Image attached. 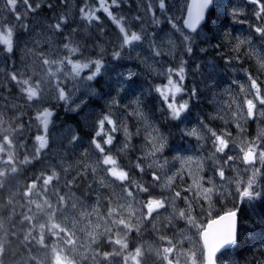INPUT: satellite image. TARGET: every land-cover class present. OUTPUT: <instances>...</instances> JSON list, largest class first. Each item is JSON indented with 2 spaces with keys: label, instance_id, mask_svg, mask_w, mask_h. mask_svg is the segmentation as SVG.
<instances>
[{
  "label": "rangeland",
  "instance_id": "1",
  "mask_svg": "<svg viewBox=\"0 0 264 264\" xmlns=\"http://www.w3.org/2000/svg\"><path fill=\"white\" fill-rule=\"evenodd\" d=\"M189 1L171 0V3L179 8L189 5ZM30 2L33 6L41 4L42 17L51 15L45 7L51 0ZM216 2L220 13L231 17V24L227 20H217L218 14H214L202 35L215 34V39L206 43L198 38V44L204 43L207 52L198 54L194 49L195 59H192L178 51L175 57L162 55L157 58V63L150 58L146 48L139 47L126 48L121 53L124 56L125 52L131 51L132 59L114 62L112 52L121 43L119 26L103 11L96 12L99 22L93 21L89 25L81 21L78 10L84 0H67L62 6L60 0H55L60 6L58 10L69 17L75 28L70 37L71 46L79 45L80 51L70 55L74 62L100 59L105 65L101 77L115 79L116 71H132L136 73L132 79L139 80V86L127 98H122L123 91L120 95L114 92L101 98L99 86L95 81L89 82L96 86V92L81 88L75 97H85L86 111H73L72 104L57 99V79L61 86L67 85L66 91L72 89V80L66 81L62 75L50 83L43 79L48 73L47 66L42 65L41 52L47 55L50 50L51 45L45 43L50 33L38 28L35 42L24 45L19 40L21 32L17 28L13 35V52L7 53L5 46L0 45V112L7 115L29 112L35 116L23 125L9 126L0 121V264H97L98 261L101 264L108 259L109 264H133L131 257L137 249L140 264H167L162 259V249L169 246L174 248L169 254L172 264H205L202 230L207 221L218 213L237 208L243 218L251 217L257 200L241 201L235 188L237 180L246 181L257 168L264 174V162L259 159V151L264 150V105L254 100L256 116L248 118L246 114V101L254 99L256 92L251 80L256 81L260 96L264 97V37L254 31L255 27L264 26V20L259 21L256 16L246 18V14L255 15L257 10L249 0ZM260 2L264 3V0ZM88 3L91 8L99 7L98 0H88ZM108 3L111 4V0ZM143 9L142 0H121L119 8H110L118 20L125 18L126 28L129 27L127 18L142 15ZM233 11L237 14L233 15ZM173 14L179 15L178 23H182L186 8L183 14L175 9L169 11V15ZM156 15L161 25L158 28L149 23L147 31L161 35V28L168 33L174 31L158 9ZM131 30L139 33L138 27ZM69 31L65 26V35ZM60 39L55 37L53 43L62 48ZM215 44L221 47H213ZM181 58L188 60L189 65L184 81L186 89L203 79L199 74H192L191 68L197 63L200 72H206V66H215L218 86L211 91L205 90L203 95H199L198 89V100L191 102L197 106L190 120L182 124L176 121L180 124L179 129L184 130L179 135L170 128L167 110L155 89L167 84V69L177 68ZM117 64L126 67L118 68ZM70 67L65 65L64 71L68 72ZM14 71L23 73L24 78L31 77L33 82L41 80L42 89L45 84L47 89L39 98L27 101L26 95L10 80ZM91 71L92 68L85 69L80 79ZM152 76L160 78L154 80ZM173 79L178 78L173 76ZM182 99H187V95H177V104ZM49 106L58 113L49 127L47 146L37 150L39 143L35 137L42 135L43 129L36 117ZM62 109L75 113L78 121L65 122ZM103 115L111 116L117 131L112 133L114 141L110 146L104 145V136L96 137L105 147V152L100 153L91 141L99 130L98 120ZM200 120L203 126L197 123ZM111 127L106 123L105 132H110ZM192 128L197 129L200 139L185 135V131ZM125 129L129 133L127 137ZM209 129L218 135L230 133L226 137L229 146L224 153H215ZM73 130L80 137L76 143L68 140ZM160 137L164 139L161 141ZM253 142L259 145L257 160L254 165H246L240 159L241 149L246 150ZM161 143L163 147L155 151ZM105 155H111L116 160L115 166L128 173V180L119 181L106 171L111 166L103 165ZM228 156L235 159L225 163ZM137 164L143 172L135 167ZM220 168L225 172L223 180L218 175ZM153 173L160 177L159 181L151 179ZM260 183L264 185V175L260 177ZM140 186L148 187L149 191H139ZM209 188L212 191L206 193L205 189ZM125 189L132 191L133 196L128 197ZM177 191L181 194L179 198L174 196ZM153 198L164 200L165 208L157 209L149 218L146 204ZM181 211L183 217L179 215ZM261 212L258 209L256 215ZM145 225L151 233L146 239H139L137 233H142ZM251 227L244 221L240 236L245 240L244 236L249 235L250 243L258 246H251L254 250L247 257L239 256L238 251L227 250L219 255V264L264 262V236L252 231ZM161 236L165 239L161 240ZM241 248L239 252L244 253L250 245L247 242V250L244 246ZM259 248L262 252L257 250Z\"/></svg>",
  "mask_w": 264,
  "mask_h": 264
},
{
  "label": "snow or ice",
  "instance_id": "2",
  "mask_svg": "<svg viewBox=\"0 0 264 264\" xmlns=\"http://www.w3.org/2000/svg\"><path fill=\"white\" fill-rule=\"evenodd\" d=\"M251 4L256 5L257 10L255 16L258 20H264V3H261L260 0H249ZM67 0H60V5H65ZM121 0H111V4L108 3V0H98L99 7L91 8L89 6L88 0H84L83 6L79 8L78 14L81 21H86L89 25L93 21L99 22L100 17L96 15V12L103 11L110 17L118 26L120 36L118 39L121 40V43L117 48L112 52V59L114 62L121 61L125 58L132 59L131 51L125 52L124 56L121 53L126 48L139 47L141 49H147L150 53V58L156 60L159 63L157 58L162 55L173 56L179 52L183 53L189 58L195 59L194 48L199 52L203 53L207 51L206 48L200 47L198 44V38L202 42L210 43L211 40L215 39V34L212 36L202 35L203 25L204 28H208L209 24L206 22V13L211 15L210 10H214L215 4L214 0H192L190 5H182L179 8L176 5L171 3V0H142L144 4L143 14L131 16L127 18L129 27H125V18L121 17L119 20L113 16L111 12V7H120ZM0 32L3 34L0 35V45L5 46V51L9 54L13 52V35L14 31L19 28L21 36L19 40L22 44H32L35 42L34 38L37 35V29L43 30L45 33H50L51 36L46 39L45 43L51 45L50 50L47 55H44L41 52L42 65L47 66V75L43 78L44 80L51 82L52 79L57 78L58 76H64L65 80L68 77H71V80L74 82L72 84V89L66 91L67 85L61 86V82L57 79L55 86V92L57 99L63 101L65 104H72L73 108L71 110L79 112L81 110L86 111L88 104L84 96H80L78 99H75L77 92L81 88L87 90V92L95 93L96 86H99L100 93L99 96H111L115 92L116 95H120L123 91V97L127 96L134 92L135 89L139 86V80L132 79L136 76L135 72L128 71L127 73L116 71L115 79H105L101 77V70L105 68V65L100 59H87L85 62H74L70 55L76 54L80 51V46H71L73 41L70 37L75 33V28L70 24L69 17L62 14L58 9L60 6L55 4V0L46 3L45 7L51 11V15L48 17H42L40 13L41 4L30 2V0H0ZM186 8V19L182 23H178L181 19L179 15H169V11L175 9L177 12L183 14ZM159 10L161 16H163L168 23L171 25V29L174 30L171 33L165 32L163 28L160 29V32L163 35L157 32L147 31L146 25L151 23L159 28L161 25V20L156 15V10ZM7 13V15H5ZM29 14H31V19H29ZM233 15L237 13L233 11ZM135 22V23H133ZM67 26L70 31L65 35L64 27ZM132 27H138L139 33L132 31ZM198 29L201 31L198 32ZM255 33L259 36L264 37V26L255 27ZM59 36L62 48L56 46L53 43L55 37ZM178 41V43H177ZM243 43V41H241ZM213 47L219 49L221 45L215 44ZM239 44L237 45V48ZM167 49L164 51V49ZM103 51V49H101ZM64 53V55H61ZM136 56H140V52H136ZM230 63V61H227ZM65 65H70L68 72L64 71ZM55 67L56 71H52V68ZM111 66L105 69L107 72ZM118 68L126 67L124 64H117ZM92 68V71L81 80V73L85 69ZM188 60L179 59L177 68H168L165 75L167 76V84L164 87H156L155 91L159 93L160 102L165 106L167 110V116L171 121H179L180 124L184 123L185 120H190L192 113L197 106L195 103H191L198 100V89L199 95H203L205 90L211 91L213 87L218 86L216 81L217 70L215 66L207 67L206 72H200V65L197 63L193 68H191L192 74H199L203 79L199 80L196 83V86H189L187 89L184 86V81L188 76ZM115 71V69H113ZM173 76H176L178 79L174 80ZM100 77V79H97ZM251 79V77H249ZM10 80L14 85L18 86V90L26 95L27 101H33L39 98L42 95V92L47 89L48 85H44L42 89L41 80L32 81L31 77L24 78L23 73L12 72L10 75ZM95 81L96 86L92 85L89 82ZM252 88L256 89L254 99H248L246 101L247 108L246 114L248 118H254L256 116V103L254 100L258 101L259 104L264 105V97L260 96V88L257 85L255 80H251ZM186 94L187 99H182V101L177 104L176 97L179 94ZM115 103V101H114ZM137 103V101H134ZM191 104V106H190ZM264 114V113H262ZM54 113L52 110L45 108L43 111L37 114V119L42 125L43 134L37 135L35 140L39 143L37 150L44 149L47 146L46 136L48 134L49 125L51 118ZM110 124L112 127L110 132H105V124ZM197 123L203 126V121H197ZM180 124H177L176 127H180ZM237 127L239 125L237 124ZM99 130L94 133V138L91 143L94 145L100 153L105 152V147L96 139V137L104 136V145H112L114 141V136L112 133L117 131L116 122L111 118L110 115H103L98 120ZM23 131V128L20 129ZM182 131H184L182 129ZM211 137L213 142V148L215 153H224L229 146L227 136H230V133H221L218 135L216 132L211 131ZM124 135L127 137L129 133L127 129L124 130ZM185 135L189 137H197L200 139V135L196 128L185 131ZM161 141L164 139L160 137ZM68 140L71 143H76L80 140V137L73 130L68 136ZM82 143V141H81ZM127 147V145H125ZM155 147V146H154ZM163 147V143L160 144V147L155 148V151H160ZM259 145L255 142L248 145L247 149H241L242 155L240 159L246 165H254L257 160V149ZM235 157L228 156L225 163L228 161L234 160ZM259 159L261 162H264V150L259 151ZM103 165H109L106 171L119 181L128 180V173L119 170L116 165V160L113 159L111 155H105L102 160ZM141 172L144 171L139 164L135 165ZM218 175L221 180L225 177V172L223 168L218 169ZM264 175L257 168L251 172L247 180H237L235 191L238 194V197L241 201H256L259 199H264V185L260 183V177ZM151 179L153 181H159L160 177L155 173L152 174ZM139 191L148 192L149 188L140 186ZM211 188L205 189L206 193H210ZM126 195L128 197L133 196L132 191L125 189ZM180 192L177 191L174 193L176 198L180 197ZM165 201L162 199H150L147 201V217H151L152 213L157 209H164ZM238 210L230 211L226 215L221 216L218 220H213L210 224L207 225V229L202 230V237L204 247L206 249V264H217V253H222L231 248L237 242V219ZM181 217L184 216V212L179 213ZM264 222V221H262ZM161 240L165 239L164 236L160 237ZM119 243V241H117ZM171 245V240L168 241ZM127 247V245H123ZM174 251L172 246L164 247L162 249V259L167 262V264H172V260L169 259V254ZM133 264H140V255L139 249H137L136 254L131 257ZM264 264V262H261Z\"/></svg>",
  "mask_w": 264,
  "mask_h": 264
},
{
  "label": "trees",
  "instance_id": "3",
  "mask_svg": "<svg viewBox=\"0 0 264 264\" xmlns=\"http://www.w3.org/2000/svg\"><path fill=\"white\" fill-rule=\"evenodd\" d=\"M152 78L154 80H157L160 77H154V76H152ZM68 115L66 117L69 118V119H71V117H69L70 115L69 116ZM30 116L33 117V115L28 114V113H17V114H14V115H7V114H4V113H1L0 112V121L1 122H4L5 124H7L9 126H15V125H18V124L23 123L26 120V118H28ZM170 123H171L170 128L172 129V131H175L176 130V132L179 133V135H182V133L179 131V128L176 127L177 122L170 120ZM258 209H261L262 213H258V215H256L257 212H255V215L254 214L253 215L250 214L251 217L248 216V215L246 216V213H244V216L247 217V218L244 217V220H246L248 222V224H251L252 225V227H251V230L252 231H256L257 233H259V234H261V235L264 236V222H262V221H264V199L257 200L256 204L254 205V210L258 211ZM244 238H245V240H243V238L240 237L239 243H238V245L235 248V250L238 251V254L241 257H247L248 255H250L251 251L254 250V249H252L251 246H258L254 242L253 243H250L249 240L251 239V237L249 235L244 236ZM246 241L250 245V248L248 250L246 248V246H247V242ZM242 246H244L245 247V250H247L244 253H240L239 252V250L242 249L241 248ZM257 250H259L260 252H262V248H259ZM101 264H107V263H106V261H103Z\"/></svg>",
  "mask_w": 264,
  "mask_h": 264
},
{
  "label": "water",
  "instance_id": "4",
  "mask_svg": "<svg viewBox=\"0 0 264 264\" xmlns=\"http://www.w3.org/2000/svg\"><path fill=\"white\" fill-rule=\"evenodd\" d=\"M191 2H192V0H191ZM54 113V112H53ZM55 114V113H54ZM54 116V115H53ZM51 122H52V118H51ZM51 122H50V124H51ZM228 212H226V213H223V214H221L220 216H218V217H216V218H214V219H212V220H210L209 222H208V224H210L213 220H218L221 216H224V215H226ZM237 219H238V214H237ZM207 224V225H208ZM205 229H207V226H206V228ZM204 229V230H205ZM202 239H203V237H202ZM237 240H238V225H237ZM237 243V242H236ZM234 246V245H233ZM232 247V246H231ZM219 253H217V255H218ZM205 256H206V253H205ZM217 264H218V262H217Z\"/></svg>",
  "mask_w": 264,
  "mask_h": 264
},
{
  "label": "bare ground",
  "instance_id": "5",
  "mask_svg": "<svg viewBox=\"0 0 264 264\" xmlns=\"http://www.w3.org/2000/svg\"><path fill=\"white\" fill-rule=\"evenodd\" d=\"M193 83V82H192ZM254 123V122H253ZM249 124V123H248ZM251 124V123H250ZM248 128V127H247ZM254 129V128H253ZM247 133V132H246ZM209 185V184H208ZM197 195V194H196ZM196 197V196H195ZM247 218V217H246ZM156 242V241H155ZM158 245H162V243L156 242ZM178 259V258H177Z\"/></svg>",
  "mask_w": 264,
  "mask_h": 264
}]
</instances>
